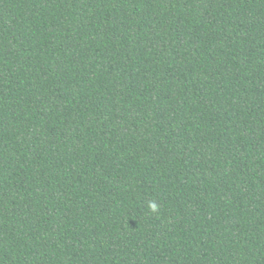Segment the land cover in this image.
I'll return each instance as SVG.
<instances>
[{
	"label": "trees",
	"instance_id": "16d2710c",
	"mask_svg": "<svg viewBox=\"0 0 264 264\" xmlns=\"http://www.w3.org/2000/svg\"><path fill=\"white\" fill-rule=\"evenodd\" d=\"M0 264H264V0H0Z\"/></svg>",
	"mask_w": 264,
	"mask_h": 264
},
{
	"label": "clouds",
	"instance_id": "9594fccd",
	"mask_svg": "<svg viewBox=\"0 0 264 264\" xmlns=\"http://www.w3.org/2000/svg\"><path fill=\"white\" fill-rule=\"evenodd\" d=\"M149 208H150L152 211H156V209L158 208V205L155 204V203L153 202V203H150V204H149Z\"/></svg>",
	"mask_w": 264,
	"mask_h": 264
}]
</instances>
